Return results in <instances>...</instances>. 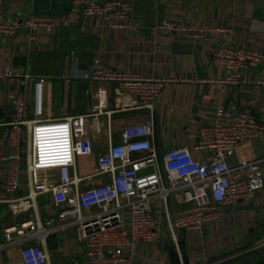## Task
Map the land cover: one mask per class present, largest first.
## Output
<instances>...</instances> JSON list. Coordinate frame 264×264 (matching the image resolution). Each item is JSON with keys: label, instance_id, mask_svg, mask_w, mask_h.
Listing matches in <instances>:
<instances>
[{"label": "built area", "instance_id": "2783aa9c", "mask_svg": "<svg viewBox=\"0 0 264 264\" xmlns=\"http://www.w3.org/2000/svg\"><path fill=\"white\" fill-rule=\"evenodd\" d=\"M69 2L74 11L102 20L109 29L131 26L133 7L127 0ZM58 26L54 16L30 13L22 20H0V34L13 36L24 28L35 41L40 31L52 34ZM157 30L196 40L230 32L192 17L185 21L164 19ZM263 61L264 53L255 48L223 43L213 53L212 81L220 85L222 93L228 87L248 84L244 71ZM84 78L114 84L132 97L135 105L124 110L149 113L146 120L124 125L118 142L112 141L111 133L107 151L100 154H96L91 134L100 129L99 115L42 119L44 78L20 74L12 67L0 71V82L7 80L23 88L12 97V116L3 124L2 138L10 153L0 158L7 164L2 185L6 193H16L25 178L28 187L24 196L2 198L0 203L7 204L13 216L31 212L27 219L2 227L0 264H5L3 254L12 247H19L21 264H53L46 240L70 228H76L77 240L84 245V264H135L140 246L166 240L183 264L182 234L185 239L199 240L223 207L252 201L264 187V159L232 164L242 142L264 138V121L251 110H238L221 100L212 123L199 129L193 147L181 145L160 155L153 142L154 113L169 78L108 66L101 53ZM31 82L32 119L27 98ZM94 155V171L81 173L80 159ZM44 196L57 210L58 223L55 217H41L39 201ZM262 247L264 239L251 251ZM196 251L204 250L196 247ZM243 252L218 257L222 259L217 263H235ZM207 259L201 264H217ZM160 264L170 263L162 260Z\"/></svg>", "mask_w": 264, "mask_h": 264}, {"label": "crops", "instance_id": "0c3cea01", "mask_svg": "<svg viewBox=\"0 0 264 264\" xmlns=\"http://www.w3.org/2000/svg\"><path fill=\"white\" fill-rule=\"evenodd\" d=\"M127 1L133 7L131 26L109 29L102 20L86 18L74 11L69 0H0V20H22L36 13L54 16L59 21L54 33L40 31L35 41L29 39L24 28L13 36L0 34V71L12 67L20 74L44 78L42 119L99 115L100 129L91 133L96 142V154L107 151L111 133L112 141L118 142L124 125L149 118L146 110H124L134 106L135 101L114 84L84 78L92 70L98 53L108 66L169 78L156 100L154 113L153 142L160 155L181 145L193 147L199 129L212 123L221 100L235 109L251 110L264 121V61L244 71L248 84L228 87L225 93L212 81L215 75L212 57L221 44L251 47L264 53V0ZM190 17L230 32L196 40L157 30L158 23L164 19L185 21ZM22 90L16 83L0 82V158L10 153L2 138L3 124L12 116V97ZM27 98L32 119V82L27 88ZM95 159V155L80 159L79 168L82 163L88 168L81 173L94 171ZM243 159H264V138L242 142L232 164ZM6 166L5 161H0V199L27 194L25 178L20 191L11 194L4 191ZM262 167L264 169V161ZM41 201H45L44 208L40 207L41 217H55L58 223L57 210L49 197L44 196ZM4 205L7 204L0 203V208ZM30 213L22 212L17 216L10 213V219L3 217L0 238L4 225L27 219ZM262 239L264 187L252 201L223 207L218 217L206 225L199 240L189 237L186 242L191 263L201 264L205 257L217 263L222 259L218 257H227L239 246L245 249ZM171 244L166 240L140 246L135 264H160L162 260L172 264ZM45 246L53 264H84V245L77 240L76 228L50 235ZM196 247L204 251L198 253ZM3 257L5 264H21L19 247L6 250Z\"/></svg>", "mask_w": 264, "mask_h": 264}, {"label": "rangeland", "instance_id": "374dc122", "mask_svg": "<svg viewBox=\"0 0 264 264\" xmlns=\"http://www.w3.org/2000/svg\"><path fill=\"white\" fill-rule=\"evenodd\" d=\"M82 170H88L87 165L85 163H82L80 165L79 171L81 172ZM44 205H45V201L44 202L41 201L40 202L41 210L44 208ZM3 217L10 219V213H9L7 205H4L0 208V220ZM251 248L252 246L246 247L245 249L242 248V249H238L236 251L231 252V253H239V251H244L243 252L244 254L241 256L242 259L239 258L240 260H237L233 264H264V247L257 249L256 251H251Z\"/></svg>", "mask_w": 264, "mask_h": 264}, {"label": "water", "instance_id": "95a60500", "mask_svg": "<svg viewBox=\"0 0 264 264\" xmlns=\"http://www.w3.org/2000/svg\"><path fill=\"white\" fill-rule=\"evenodd\" d=\"M241 248H243V245L238 247V249H241ZM180 251L182 254V258H183V264H192L190 255L187 250V242L183 234H182V239L180 241ZM170 258H171L172 264H181L179 256H178V252L175 249H172L170 251ZM75 264H81V263H75Z\"/></svg>", "mask_w": 264, "mask_h": 264}, {"label": "trees", "instance_id": "16d2710c", "mask_svg": "<svg viewBox=\"0 0 264 264\" xmlns=\"http://www.w3.org/2000/svg\"><path fill=\"white\" fill-rule=\"evenodd\" d=\"M242 259V258H241ZM240 260V259H239Z\"/></svg>", "mask_w": 264, "mask_h": 264}]
</instances>
